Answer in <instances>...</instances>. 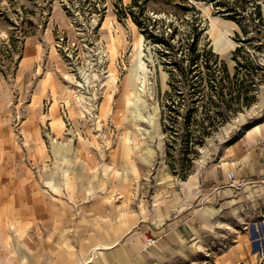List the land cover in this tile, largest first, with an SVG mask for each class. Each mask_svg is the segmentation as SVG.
Here are the masks:
<instances>
[{"label":"rangeland","instance_id":"1","mask_svg":"<svg viewBox=\"0 0 264 264\" xmlns=\"http://www.w3.org/2000/svg\"><path fill=\"white\" fill-rule=\"evenodd\" d=\"M262 150L264 0H0V264H264Z\"/></svg>","mask_w":264,"mask_h":264},{"label":"crops","instance_id":"2","mask_svg":"<svg viewBox=\"0 0 264 264\" xmlns=\"http://www.w3.org/2000/svg\"><path fill=\"white\" fill-rule=\"evenodd\" d=\"M259 126L260 125H255V126H252L246 130L245 134L242 136L243 137L242 139L246 140L245 143L251 144V143L256 141L257 137L261 134V129ZM253 160H254V163L252 164L251 169H250V167H249L250 170L247 168V170H249V171L246 172L242 169H237L236 174L237 175H245L249 179H255L259 174L264 172V150L261 151L259 156L254 157ZM221 177L223 178L222 182L226 183V181H227L226 172H223ZM210 179H212L214 181H221L218 173H216V174L211 173ZM260 185H264V183L249 184L244 189H242L239 193H242V192L246 191V189H249L251 187L257 188ZM227 187H229V186H227ZM232 191H234V189H232L231 187L224 188L222 190V192H223L222 194L226 195V196H230ZM201 193H202V195L205 194L204 187L201 189ZM206 193H208V192H206ZM198 196H197V198H198ZM185 220H186V218L183 217V219H181V223H178L177 221L174 223L165 221L164 223H161V225L159 227H156L154 229V232L159 237V243L165 244V245H170V244H173L175 242L183 241L185 235H187L186 233H189L192 230V227L190 226L189 222L185 221ZM138 234H139V232H136V236H134V239H137ZM164 251H166V250H163V251L161 250L160 255Z\"/></svg>","mask_w":264,"mask_h":264},{"label":"built area","instance_id":"3","mask_svg":"<svg viewBox=\"0 0 264 264\" xmlns=\"http://www.w3.org/2000/svg\"><path fill=\"white\" fill-rule=\"evenodd\" d=\"M226 185L234 189L235 191H241L249 184L264 183V172L259 174L255 179H249L245 175H237L234 170H228L226 172ZM148 245L155 243V239L148 238Z\"/></svg>","mask_w":264,"mask_h":264},{"label":"bare ground","instance_id":"4","mask_svg":"<svg viewBox=\"0 0 264 264\" xmlns=\"http://www.w3.org/2000/svg\"><path fill=\"white\" fill-rule=\"evenodd\" d=\"M253 132H254V131H253ZM151 155H152V152L143 153V154H140V155L138 156V158H139L140 160H142L143 162H145V163H149V162H150Z\"/></svg>","mask_w":264,"mask_h":264},{"label":"trees","instance_id":"5","mask_svg":"<svg viewBox=\"0 0 264 264\" xmlns=\"http://www.w3.org/2000/svg\"><path fill=\"white\" fill-rule=\"evenodd\" d=\"M258 12V11H257ZM197 37H196V34H193L192 35V41H191V45H192V52L194 53L195 52V50H196V44H197ZM197 57L198 56V53H197V55H194V57Z\"/></svg>","mask_w":264,"mask_h":264}]
</instances>
